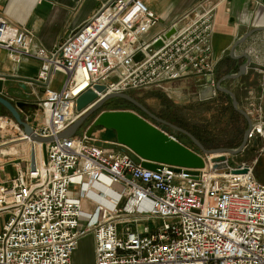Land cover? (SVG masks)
I'll list each match as a JSON object with an SVG mask.
<instances>
[{"label": "built area", "instance_id": "2783aa9c", "mask_svg": "<svg viewBox=\"0 0 264 264\" xmlns=\"http://www.w3.org/2000/svg\"><path fill=\"white\" fill-rule=\"evenodd\" d=\"M213 17L212 9L184 15L148 37L159 23L154 11L142 0H109L48 50L0 16V49L15 65L40 62L37 76L21 81L41 91L28 94L35 95L37 112L23 120L34 122L39 136L55 137L45 160L36 154L34 170L18 164L3 179L0 164V214L9 216L0 231V264H74L79 241L89 235L95 246L89 264H264V183L250 165L212 155L201 169L160 164L150 170L115 140L85 132L56 137L81 116L76 101L88 90L102 98L213 76ZM97 85L105 90L96 91ZM255 115L253 129L262 133L259 110ZM7 125L21 127L0 115V128ZM25 138L20 129L16 139ZM222 162L225 168H214ZM150 220L153 227L137 229Z\"/></svg>", "mask_w": 264, "mask_h": 264}, {"label": "crops", "instance_id": "0c3cea01", "mask_svg": "<svg viewBox=\"0 0 264 264\" xmlns=\"http://www.w3.org/2000/svg\"><path fill=\"white\" fill-rule=\"evenodd\" d=\"M40 1L0 0V16L10 24L30 32L35 44L51 50L61 44L73 30L88 21L109 0H49L52 6L48 9L40 7ZM142 1L159 18L158 28L150 31L148 37L153 36L165 25L184 15H188V19H192L204 11L212 9L214 17L211 53L214 60L213 76L215 81L220 80L226 74L237 72L238 67L244 62V59H238V57L245 52L252 56L255 63L264 67V0ZM253 30L261 31L255 32L243 43L237 44V40ZM39 69L40 62L34 59L15 65L8 57L7 52L0 49V77L4 78L3 96L15 103L24 99L27 102L35 101L34 94L29 95L28 99L27 96L32 91L40 94V88L37 85L26 86L21 81L24 78L36 77ZM60 77L61 75H59ZM192 79L199 81L201 77L190 76L171 84L178 83L177 86H186ZM221 86L236 95L239 105L248 114L259 110L261 118H264V69L250 68L239 79L225 80ZM175 91H177L176 88ZM218 95L220 93H217L215 97ZM114 110L119 109L114 108ZM6 141H1L0 144ZM11 161H19L21 164L26 162L27 166L29 156L20 154ZM72 192L77 195L78 190L72 188ZM94 260V240L89 235L79 241L78 247L72 255V262L74 264H89Z\"/></svg>", "mask_w": 264, "mask_h": 264}, {"label": "water", "instance_id": "95a60500", "mask_svg": "<svg viewBox=\"0 0 264 264\" xmlns=\"http://www.w3.org/2000/svg\"><path fill=\"white\" fill-rule=\"evenodd\" d=\"M41 6L48 9L52 6V3L49 0H41L40 7ZM258 31L261 30H253L249 34H245L237 40V44L243 43L248 37ZM169 34L170 33H168L167 36ZM159 45L160 42L156 43L155 47ZM138 59L139 57L136 56L135 60ZM238 59H244V62L238 67L237 72L226 74L218 81H215L214 76L212 75L207 76L206 85L202 86L198 92L201 101L214 98L217 93L226 94L231 100L233 110L244 118L247 123V128L243 133L241 143L236 148L218 147L207 149L189 131L158 118L128 93H109L104 95L102 98H98L93 90H88L77 98L76 109L78 112H82L81 116H79L65 130L58 133L56 137L69 138L74 136L90 116L99 112L94 118L92 124L85 130L86 136L92 137L96 127L113 130L115 132V141L130 150L135 156L139 157L143 168L156 170L160 164H165L179 168L201 169L204 167V157L212 155H218V160L224 161L226 156L237 155L246 148L249 138L252 137L253 122L248 112L239 105L236 95L231 90L221 86V83L225 80L239 79L245 75L250 68L264 69L263 66L255 63L252 56L246 52L239 56ZM213 81L214 85L212 84ZM3 90L4 78L0 77V105L5 108V110L10 113L14 121L22 127L27 138L21 141L30 142L29 163L30 169L34 170L36 167V144H41L45 160L46 144L52 142L55 137H41L36 134L32 126L22 119L18 111L19 108L23 107L24 103H13L8 98L3 96ZM95 90L103 92L105 90V86L97 85L95 86ZM113 98L126 100L154 121L184 134L198 148L199 152L191 150L182 143L173 140L154 124L133 112L126 110L101 111L103 105ZM13 142L14 141H11L9 143ZM7 144L8 143L2 144L1 146ZM225 167L226 163L224 162L214 165L215 169H222Z\"/></svg>", "mask_w": 264, "mask_h": 264}, {"label": "rangeland", "instance_id": "374dc122", "mask_svg": "<svg viewBox=\"0 0 264 264\" xmlns=\"http://www.w3.org/2000/svg\"><path fill=\"white\" fill-rule=\"evenodd\" d=\"M157 28L158 27L156 25L154 28H152V30H156ZM57 79H60L59 75L57 76ZM193 80L194 79L189 81L186 86H177V83L175 85L171 84V88L169 86L168 89L151 87L132 90L129 91L128 94L138 100L152 114L179 127L195 129L199 130L200 132L202 131L201 133L204 136L203 140L207 145L205 146L207 149L218 147L236 148L241 143L243 133L247 128L246 121L242 116L234 113L219 115V107L221 105L228 106L229 100L218 95L214 99L201 101L198 92L201 88L200 86H204L206 81L202 77L199 81ZM175 88L177 91H175ZM34 102L35 101L29 102L28 105L30 106L21 107L18 109L22 119L28 114L30 115L37 112L36 106L33 105ZM107 106L108 108L112 109L115 108L133 112L151 122L159 129L164 130L168 134H172L183 145L194 149L196 152H199L196 146H192L191 141L187 136L162 124L154 123L144 112L132 104L117 98H113L110 100V103ZM98 113L99 112L90 116L76 132V134L82 135L92 124ZM253 113L254 114L252 115L249 113V115L254 125L258 123V117L255 115V112ZM0 115L11 116L10 113L1 105ZM41 119L42 116L39 113L37 121H40ZM29 124L34 125V122L30 121ZM20 129L23 131L22 127H20ZM19 130L16 127L10 125L0 128V142L9 139H16L19 137ZM257 136V130L253 129L252 137L249 138L246 148L241 153L230 156L229 160L233 166L242 164L250 165L253 168L254 176L261 182H264V138L257 139L256 144L254 142V137L256 138ZM92 137L100 141H112L115 140V132L113 130H106L101 127H96ZM11 141L12 140L0 144V164H4V171L1 172V177L3 179L7 178V175H14L18 164L23 169L26 167V162L21 164L19 161L14 162L11 160L20 154L26 157L30 154V143L23 141H14L13 143H9ZM6 143L8 144L1 146L2 144ZM1 150L3 154L1 153ZM8 152L10 154H7ZM38 153H40L41 156L43 155L42 150L37 152V154ZM94 204L95 202H88V206L90 208H92ZM8 218L9 216L7 213L0 214V231L3 225L7 222ZM154 225V222L151 220L145 221L139 223L137 229L142 230L144 226L153 227Z\"/></svg>", "mask_w": 264, "mask_h": 264}, {"label": "trees", "instance_id": "16d2710c", "mask_svg": "<svg viewBox=\"0 0 264 264\" xmlns=\"http://www.w3.org/2000/svg\"><path fill=\"white\" fill-rule=\"evenodd\" d=\"M220 96H222V97H224V98H226V99H228L229 100V105L228 106H223V105H221L220 107H219V110H218V113H219V115H224V114H227V113H234V114H237V115H239L238 113H236L234 110H233V108H232V105H231V100H230V98L226 95V94H224V93H220ZM120 100H122V101H124V102H127L126 100H123V99H120ZM110 103V100L109 101H107L104 105H103V107H102V109H101V111H108V110H112V108H108V104ZM127 103H129V102H127ZM131 104V103H130ZM114 110V109H113ZM181 126V125H180ZM183 128H185L187 131H189L191 134H193L204 146H207L206 144H205V141L203 140V134L199 131V130H195V129H189V128H186V127H183ZM191 144H192V146H195L192 142H191ZM186 146V145H185ZM187 147V146H186ZM188 148H190V147H188ZM191 149V148H190ZM191 150H194V149H191Z\"/></svg>", "mask_w": 264, "mask_h": 264}, {"label": "flooded vegetation", "instance_id": "af4514ba", "mask_svg": "<svg viewBox=\"0 0 264 264\" xmlns=\"http://www.w3.org/2000/svg\"><path fill=\"white\" fill-rule=\"evenodd\" d=\"M23 107H25V106H27V103H26V100L24 99L23 100ZM156 116V115H155ZM149 117V116H148ZM158 117V116H157ZM150 118V117H149ZM158 118H160V117H158ZM151 119V118H150ZM162 119V118H161ZM154 123H158V122H156V121H154L153 119H151ZM163 120H165V119H163ZM165 121H167V120H165ZM262 121L264 122V118H262ZM167 122H169V121H167ZM171 123V122H170ZM160 124V123H159ZM163 125V124H162ZM165 126V125H164ZM167 127V126H166ZM169 128V127H168ZM255 138V137H254ZM262 138H264V132H262V133H258V136L255 138V140H254V142L257 144V139H262Z\"/></svg>", "mask_w": 264, "mask_h": 264}, {"label": "bare ground", "instance_id": "6f19581e", "mask_svg": "<svg viewBox=\"0 0 264 264\" xmlns=\"http://www.w3.org/2000/svg\"><path fill=\"white\" fill-rule=\"evenodd\" d=\"M16 140L21 141L23 139H16ZM41 150H42L41 146L39 144H37L36 145V154H37V152H40ZM38 154H37L38 158L42 160L43 159V155L41 156L40 153H38Z\"/></svg>", "mask_w": 264, "mask_h": 264}]
</instances>
